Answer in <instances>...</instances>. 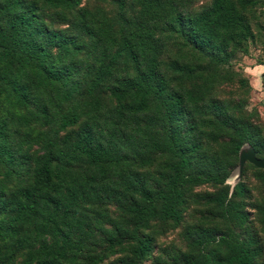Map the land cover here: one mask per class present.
<instances>
[{"label":"trees","instance_id":"obj_1","mask_svg":"<svg viewBox=\"0 0 264 264\" xmlns=\"http://www.w3.org/2000/svg\"><path fill=\"white\" fill-rule=\"evenodd\" d=\"M43 1L51 8L72 10L82 0ZM111 1L118 9L116 23L99 13L82 11V15L89 18L82 27L91 40L87 54L91 53L98 65L95 69L89 68V72H94L82 93V100L74 101L79 85L71 79L72 71L63 60L83 51V46L73 37L49 29L36 17L33 6L25 5L22 0H0V111L6 110L0 113V167L4 168L3 175L12 174L20 180L13 193L0 196V264H78L81 255H87L84 258L89 264H98L103 260L104 252L114 250H129L131 264H138L152 248L151 236L142 232L151 221L179 223L187 188L207 182L222 185L226 180V174L213 169L206 171L196 165L194 160L200 151V143L190 141L189 131L181 133L174 125L190 114L189 106L199 108L208 85L205 81V88L197 91L170 88L157 70L158 52L164 42L156 33H174L194 50V58L207 56L210 61L223 62L230 57L229 48L246 47L244 42L252 36L247 13L256 0H239L238 3L212 0L200 13L183 15L177 12L165 21L162 20V15H168L165 2L142 0L137 16L128 20L123 17L124 0ZM160 22L162 28L157 29ZM115 24H118L116 29ZM99 47L102 49L95 55ZM119 59L127 61L134 74L108 87L117 103V113L121 116L139 114L153 107L156 116L171 126L162 138H154L151 143V147L170 158L167 171L162 173V184L151 189L124 176V190L135 197L124 204L120 198L124 193L109 190L108 183L101 181L94 187L95 179L86 176L83 181L72 180L68 185L66 176H72L68 166L74 159L82 158L87 168L97 170L102 177L110 168L127 165L129 158L120 155L109 140L106 143L97 140V133L88 127L75 131L74 137L69 133L60 138L57 136L75 125L82 115L101 108L96 88L108 79ZM172 68L187 79L199 75L188 60L175 61ZM46 87L53 88L60 103H69L65 109L58 106L51 113L42 106L35 118H41L43 125L56 123L57 126L23 138L14 148L7 137L8 110L31 105V90ZM206 107L219 115L226 112L225 103L211 101ZM31 118L16 114L18 125H26ZM219 125L232 132V153L236 155L244 144L252 145L257 153H261L255 128L249 121L238 123L221 117ZM193 127L192 124L189 129ZM96 129L100 130V127ZM34 142L41 143L40 153L20 152L22 144ZM140 160L146 164L150 157ZM27 175L30 179L25 183ZM242 193L240 182L232 194ZM97 201H115L131 227L120 224L111 229L102 237L107 244L105 251L92 254V226L82 216L85 207ZM209 201L224 208L237 206L236 201L228 198V191ZM210 240H214V236L197 239L196 244L201 246L199 253L188 258L186 264H253L256 251L250 246L252 241L241 239L236 233L224 234L218 239V245L225 249L221 253L217 248H207Z\"/></svg>","mask_w":264,"mask_h":264},{"label":"rangeland","instance_id":"obj_2","mask_svg":"<svg viewBox=\"0 0 264 264\" xmlns=\"http://www.w3.org/2000/svg\"><path fill=\"white\" fill-rule=\"evenodd\" d=\"M25 5L33 6V11L38 19L49 29L58 30L63 35L73 37L80 43L84 50L70 55L63 63L71 69V79L79 85L73 100H82L87 83L93 76V70L98 62L87 54L90 51L91 40L83 30L88 22V17L82 15L83 10L99 13L111 22L117 21V5L111 0H82L74 9L51 8L43 0H22ZM142 0H124L123 17L134 19L141 7ZM166 3L168 15H162L165 21L175 13L192 15L207 9L212 0H157ZM239 2V0H234ZM247 18L252 28V36L244 42L246 47L228 49L230 57L223 62L210 61L207 56L194 58L193 49L187 47L181 38L168 31L157 32L156 36L164 42V47L158 52L157 70L165 78L170 88L182 91L205 88L207 89L203 102L199 108L188 107L190 114L183 120L175 122L180 132H188L190 141L200 143L201 148L195 157L196 165L217 170L226 174L225 182L215 184L211 182L201 183L187 188L184 196V204L181 206L182 215L179 223L172 221L153 220L142 232L152 238V248L148 256L138 264H186V260L199 253L201 246L196 240L205 235L214 236L207 244L208 249H219L224 253L223 246L218 245L220 236L228 233H236L241 239L249 240L251 248L256 251L253 264H264V168L257 161L264 160V0H256V4L250 6ZM118 24H115V29ZM162 28V23L157 29ZM99 47L95 55H99ZM55 53V52H54ZM183 55V56H180ZM189 61L199 73L196 78H184L173 71L175 61ZM142 67H144L142 65ZM134 74L132 67L125 60L119 59L108 79L96 88L99 94L101 108L93 113L82 115L73 126L58 133V137L83 127H88L97 133V140L104 143L109 140L114 149L129 158V163L122 167L110 168L99 177L97 170L87 168L82 158L74 159L68 166V172L72 176H66L68 185L72 180L83 181L84 177L95 179L94 187L99 182L108 183L109 190L122 191L121 202L130 203L135 199L124 190V176L127 180L136 184H145L151 189L159 187L163 182L162 173L170 158L167 154L151 147L154 138L160 139L171 126L162 117L156 116L155 109L139 114L126 113L121 116L117 113V103L110 95L108 87L113 86L123 77H131ZM203 85V86H202ZM32 104L23 108H10L8 110L9 124L7 126L8 142L15 148L23 138H29L48 131L50 127H56V123L43 125L41 118H35L38 109L42 106L51 113L58 106L65 109L69 102H59L52 87L32 89ZM211 101L225 103L226 112L217 114L206 107ZM3 109L0 113L5 112ZM29 115L31 120L26 125H18L16 114ZM229 118L230 121L242 123L249 121L255 128L256 138L260 142L261 153L250 144L243 146L235 155L230 151L231 131H226L219 125V119ZM193 124V128L189 129ZM99 126L100 130L96 127ZM41 143H24L20 152L28 154L40 153ZM150 157L146 164L140 162V158ZM212 160L211 163H208ZM4 168L0 167V196L6 197L13 193L19 185L18 177L12 174L3 175ZM123 173V177L122 174ZM28 175L24 182H29ZM98 179V181H97ZM242 183L243 193L233 195L237 183ZM75 186V184H73ZM228 191V198L236 201L234 208H224L209 199L220 193ZM124 214L115 201L110 203L96 202L92 206H86L82 216L92 226L90 243L93 253L105 251L107 244L102 241L106 233L119 226L131 227ZM91 254V255H92ZM78 257V264H89L84 258ZM20 257L17 258L19 260ZM76 263V262H75ZM74 263V264H75ZM132 255L129 250H114L104 252V258L98 264H131Z\"/></svg>","mask_w":264,"mask_h":264},{"label":"water","instance_id":"obj_3","mask_svg":"<svg viewBox=\"0 0 264 264\" xmlns=\"http://www.w3.org/2000/svg\"><path fill=\"white\" fill-rule=\"evenodd\" d=\"M243 146H245V144H244ZM243 146H242V147H243ZM242 147L240 148V151H241V152L243 151V148H242ZM257 163H258L259 166H261V167L264 168V160H258Z\"/></svg>","mask_w":264,"mask_h":264}]
</instances>
